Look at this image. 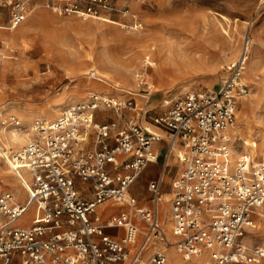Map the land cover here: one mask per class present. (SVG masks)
Returning <instances> with one entry per match:
<instances>
[{"label": "built area", "instance_id": "obj_1", "mask_svg": "<svg viewBox=\"0 0 264 264\" xmlns=\"http://www.w3.org/2000/svg\"><path fill=\"white\" fill-rule=\"evenodd\" d=\"M46 7L93 19L117 13L110 0ZM31 12L30 0H0V31H15ZM262 16L264 5L253 19ZM250 43L245 35L216 92L187 93L164 104L161 114L138 110L134 98L90 93L54 122L35 120L31 140L13 159L27 175L26 197L21 202L0 192V264H166L170 250L185 262L206 257L211 264H264V242L245 241L255 228L253 216L264 214V161L233 159L230 137L237 101L248 93L242 71ZM98 112L113 120L98 123ZM161 152L162 173L147 184L149 206H139L132 188ZM172 160L181 170L172 185L170 242L159 226V205ZM108 205L123 211L105 218L99 209ZM150 246L155 250L143 259Z\"/></svg>", "mask_w": 264, "mask_h": 264}, {"label": "rangeland", "instance_id": "obj_2", "mask_svg": "<svg viewBox=\"0 0 264 264\" xmlns=\"http://www.w3.org/2000/svg\"><path fill=\"white\" fill-rule=\"evenodd\" d=\"M57 1L30 0L32 12L21 27L0 32V129H15L23 140L25 135L30 139L29 128L35 120L54 122L66 107L93 92L134 98L139 108L151 110L150 115L165 110L164 101L187 93H214L228 74L227 66L238 59L247 33L251 41L252 37L261 39V46L251 42L242 71L248 93L236 110L233 134L240 141L234 143L233 155L237 158L248 153L255 161L264 158L259 153L264 149V71H254L264 69L262 18L247 29L264 0H110L117 13L100 19L53 13L46 4ZM123 11L128 12L127 17L121 15ZM226 42L228 56L223 53ZM196 45L210 49L203 63L198 54H189V48ZM182 48L188 49L183 55L192 63L177 58L178 66L169 67V77L157 76L151 64L153 55L163 56L171 50L179 56L178 49ZM47 65L49 71L45 70ZM90 73L106 82L93 81ZM141 80L144 84L139 85ZM11 117L21 127L11 125ZM0 138L3 140L2 134ZM15 145H10L13 151L25 146ZM2 149L0 145V153ZM2 159L0 154V192H11L22 202L26 193L16 189L20 184ZM157 168L152 174L144 172L132 188L139 206L149 204L147 184L159 175L161 166ZM177 174L174 168L169 170L161 191L160 213L165 223L170 216L169 200L163 198L171 191ZM261 215L259 211L253 216L255 228L245 237L250 245L264 242V226L256 228L263 224ZM166 224L165 231L170 229ZM170 251L166 264L173 258L180 260ZM201 260L211 264L206 257Z\"/></svg>", "mask_w": 264, "mask_h": 264}, {"label": "bare ground", "instance_id": "obj_3", "mask_svg": "<svg viewBox=\"0 0 264 264\" xmlns=\"http://www.w3.org/2000/svg\"><path fill=\"white\" fill-rule=\"evenodd\" d=\"M226 37H229V33H227ZM252 38L253 39H252L251 42L254 43V45L261 46V39H259V38L256 39L255 37H252ZM227 42H228V40H227ZM227 42H226V46L227 47L223 51V53H225L226 56H228V53L226 54V52H229L230 51V48H229ZM229 45H230V42H229ZM224 46H225V44H224ZM206 49L207 50H205V48H202L201 45H196L194 48H189V51H190L189 54H191V53L198 54V60L203 63L206 60V56H208L209 54H211L210 49H208V48H206ZM148 50L149 49H147V51ZM187 50H188L187 48L178 49V51H179L178 55L179 56H175L174 53H172L171 50H168L167 51V54L166 55L164 54L165 56L164 55L162 56V53H158V54L153 55L154 60H153V62H151V64L155 68V70L157 71L156 72L157 76H160V77H162V76L163 77H169V75H170L169 67L178 66V64L175 63V62H177V58L182 59L183 62H186L188 64L192 63V59L190 57L183 55L184 53L187 52ZM227 58H229V57H227ZM182 60H180V61H182ZM247 60H248V58H247ZM98 74H99V72H98ZM98 79L106 82L102 78H98ZM142 81L143 80H141L139 82V85H141L143 83ZM167 103H168V101H164L163 105L164 104H167ZM17 131L18 130H15V129H10L9 131H7L5 128H1L0 129V132H1L0 134H2V138H3V140L0 138V145L3 147V149L1 150V153L0 154H1L2 158H3L2 160H4V162H6L8 164V167L7 168L10 171V173L14 174L13 176L15 178V181H18V183L20 184L17 176L20 177V179H21L22 185L20 184V187H17L16 189L19 190V191H21V192L23 191V193H26V190L29 189V185H28L27 181L24 178L25 175H23L22 172H20L18 170V168H19L18 167V164H16V163L13 162V159H14L15 155L21 151V148L18 151H16V150L13 151L12 148L10 147V145H11V143H13V144H17L15 146H18V147L21 146L22 147L23 144H26L31 139H27V135H25V137L23 136V138L25 140H23L21 138V135ZM259 153H261L262 154V157H263L264 156V149H260L259 150ZM262 160L264 161V158ZM6 174H9V173H6ZM11 179H13V178H11ZM168 198H170V197H168V195H165L163 199H165L167 201ZM261 214H262L261 215V218H263L262 219L263 220V222H262L263 224H261V226H259V227L257 226L256 227L257 229H260L261 227L264 226V214L263 213H261ZM202 261L203 260H201V257L194 258L190 262H187V263L186 262H181L177 258H173V259H171L169 261V264H202Z\"/></svg>", "mask_w": 264, "mask_h": 264}, {"label": "crops", "instance_id": "obj_4", "mask_svg": "<svg viewBox=\"0 0 264 264\" xmlns=\"http://www.w3.org/2000/svg\"><path fill=\"white\" fill-rule=\"evenodd\" d=\"M105 16H107V17H110L111 15H105ZM104 18V17H103ZM262 18V20L264 21V16H262V17H259V18H255V19H252V20H254V21H252V23L250 24V22L249 23H247L248 25H247V29H251V27L254 25V23L256 22V21H258L259 19H261ZM262 21V23L264 24V22ZM264 30V25L262 26V31ZM1 32V31H0ZM8 32V31H7ZM263 34H264V32H263ZM245 35H247V33L245 34ZM255 36H257V35H255ZM252 46V43H250L249 44V46H248V48L249 47H251ZM249 52V51H248ZM247 58H248V56H247ZM254 71L255 72H257V71H264V69H259V68H255L254 69ZM254 80V79H253ZM93 81H96V82H99V83H104L103 81H101V80H98V79H94ZM93 93H96V92H93ZM96 94H101V93H96ZM103 95V94H102ZM105 96H107V95H105ZM144 99V98H143ZM148 100V98H146L145 99V104H147V101ZM243 99H241V100H238L237 101V107H238V105H239V103H240V101H242ZM136 102V101H135ZM136 105H137V103H136ZM137 108H139V106L137 105ZM141 109V111H143L144 109H142L141 107L138 109V110H140ZM166 109V108H165ZM236 110H237V108H236ZM144 111H148V113L150 114V112H151V110H144ZM165 110H161V112L163 113ZM161 112L160 113H154V114H151V115H158V114H161ZM237 112V111H236ZM95 120L98 122V123H108L110 120H113V117L110 115V113H108V112H106V113H102V112H98V113H96V115H95ZM235 121H236V114H235ZM234 129H235V127L231 130V132H230V137L232 138V140H233V146H234V143L236 142V141H240V139L239 138H237L236 136H234V134H233V131H234ZM161 146H163V145H161ZM233 146H232V154H233ZM250 156L252 159H254L255 160V158L251 155V154H248V153H245V154H242L241 156ZM240 157V156H239ZM238 158V157H237ZM233 159H236L235 157H234V155H233ZM261 161V160H260ZM163 162H164V158H163V153L161 152L160 153V155H159V158H158V162H156L155 164H151V165H149L143 172H142V174L145 172V174L147 175V174H152V173H154L155 171H157L158 170V168H157V166L158 165H160L161 166V171H160V173H159V175L162 173V165H163ZM178 161H176V160H172V161H170V163H169V169L168 170H166V172H165V174H164V179H165V176H166V174L169 172V170L171 169V168H174L175 170H177L178 171V174H177V176L179 175V173H180V170H181V167H180V165L177 163ZM141 174V175H142ZM158 175V176H159ZM157 176V177H158ZM176 176V177H177ZM157 177L156 178H154V179H151V180H149V182H151V181H153V180H155V179H157ZM148 182V183H149ZM163 188V187H162ZM171 192H172V188H171V191L168 193V194H164V195H168V197H170V198H168V200H169V202H168V208L170 207V200H171ZM163 195V196H164ZM149 206V204L146 206V205H144V207H148ZM99 211H100V213H102V216L104 217L105 216V218L106 217H108V216H110V215H112V214H117V213H119V212H121V211H123V209H121V208H119V207H115V206H110V205H108V206H103V207H101L100 209H99ZM161 207H160V205H159V226H160V228H161V230L163 231V233L165 234V236H166V238L168 239V240H174V238L172 237V233H171V223H170V211H169V218H168V220L169 221H167V222H169L168 224H169V230H166L165 231V228H166V226H167V222L165 223V222H163V220H162V218H161ZM165 225H164V224ZM142 228H143V226H142ZM167 229V228H166ZM106 234L107 235H110V236H116V237H120L121 235H122V231L121 230H107L106 231ZM139 240H140V238H139ZM155 250V248L153 247V246H150L149 248H148V250H147V252L144 254V256H143V259H146V258H148V256L153 252ZM170 252L171 251H169V252H167V259H168V257H169V254H170ZM173 254H175L178 258H180L176 253H174V251H173ZM180 260L181 261H183L181 258H180ZM185 262V261H184ZM187 263V262H186Z\"/></svg>", "mask_w": 264, "mask_h": 264}]
</instances>
